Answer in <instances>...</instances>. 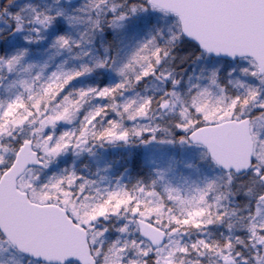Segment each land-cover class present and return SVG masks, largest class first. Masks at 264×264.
Listing matches in <instances>:
<instances>
[{"label":"snow or ice","instance_id":"1","mask_svg":"<svg viewBox=\"0 0 264 264\" xmlns=\"http://www.w3.org/2000/svg\"><path fill=\"white\" fill-rule=\"evenodd\" d=\"M0 264H264V0H0Z\"/></svg>","mask_w":264,"mask_h":264}]
</instances>
